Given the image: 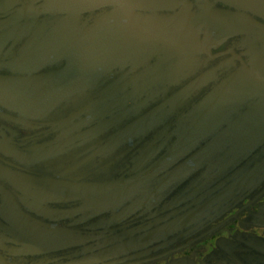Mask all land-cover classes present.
Wrapping results in <instances>:
<instances>
[{
  "label": "flooded vegetation",
  "instance_id": "1",
  "mask_svg": "<svg viewBox=\"0 0 264 264\" xmlns=\"http://www.w3.org/2000/svg\"><path fill=\"white\" fill-rule=\"evenodd\" d=\"M59 5L0 0V264H264V0Z\"/></svg>",
  "mask_w": 264,
  "mask_h": 264
},
{
  "label": "water",
  "instance_id": "2",
  "mask_svg": "<svg viewBox=\"0 0 264 264\" xmlns=\"http://www.w3.org/2000/svg\"><path fill=\"white\" fill-rule=\"evenodd\" d=\"M59 3L60 8L68 11H76L82 9H89L101 3L112 2L113 0H53ZM187 22L183 23V20ZM142 24H147L152 30L153 37H164L168 39V46L176 48L184 52H195L199 48V41L196 39L194 26L190 17L177 16L163 22H149L145 21ZM120 44V40H109L102 47H100L91 57L86 59L83 63L73 70H69L61 74L58 78L53 80L55 86H58L83 72L87 67L97 61L99 58L105 56L109 51ZM171 155L170 157H172ZM169 157V158H170ZM167 158V160L169 159Z\"/></svg>",
  "mask_w": 264,
  "mask_h": 264
}]
</instances>
